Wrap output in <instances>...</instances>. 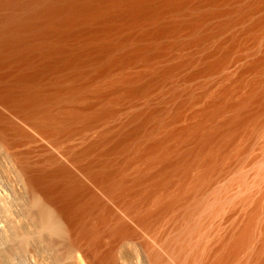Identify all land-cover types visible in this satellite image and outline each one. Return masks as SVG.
Listing matches in <instances>:
<instances>
[{
    "label": "bare ground",
    "instance_id": "6f19581e",
    "mask_svg": "<svg viewBox=\"0 0 264 264\" xmlns=\"http://www.w3.org/2000/svg\"><path fill=\"white\" fill-rule=\"evenodd\" d=\"M0 151V257L264 264V0H0Z\"/></svg>",
    "mask_w": 264,
    "mask_h": 264
},
{
    "label": "rangeland",
    "instance_id": "374dc122",
    "mask_svg": "<svg viewBox=\"0 0 264 264\" xmlns=\"http://www.w3.org/2000/svg\"><path fill=\"white\" fill-rule=\"evenodd\" d=\"M1 150H3V149H1ZM0 152H2V154L0 155V165H1L0 167H1V169H2V168H4V167H2V165H3V166H4V164L6 165V163H7L6 161H8V160H6V159H7L6 156H5L6 154H5L3 151H0ZM39 154H40V153L32 152V153H31V158H32V159H33V158H37ZM1 156H2V159L6 160L5 162H3L4 160L1 159ZM3 156H5L6 159L3 158ZM8 156H9V155H7V157H8ZM8 159H9L8 163L10 164V161H12V160H11L9 157H8ZM59 159L68 165V167L70 168V170H71V172H72L73 174H75L76 176H78L79 179H81L82 181L86 182V183H87V184H88V185H89L94 191L98 192V189L93 185V183H92V182H91V181H90L85 175H83L82 172H81V171H80L75 165L69 163V162L67 161V159L65 158V156L62 155V157L59 158ZM1 161H2V164H1ZM3 163H4V164H3ZM8 163H7V165L9 166ZM11 164H13V163H11ZM11 164H10V166H9L8 168H7V165H6L5 168H4V170H5L6 168H7L6 171H7V170L10 171L11 169H13V168H14V165H13V168L10 169V167H12ZM44 165H45V164H44ZM45 166H46V168H49V165H48V164H46ZM15 168H16V167H15ZM1 169H0V170H1ZM14 170H15V171H14ZM6 171H0V179H1L2 181H3V179H5V182H6L7 179L10 178V176L7 177L6 174L11 175V173H12L13 175L17 176V178H18V174L16 173V174H17V175H16L15 173H13V171H14V172H17L18 169H17V171H16V169H13V171L11 170V172H9V171L6 172ZM8 172H9V173H8ZM4 173H5V174H4ZM3 174H4V175H3ZM5 175H6V178H5ZM15 176H12V175H11V178L9 179V180H11V181L8 180V182H10L12 185H13L12 182H13V180H14V179L12 180V178H14ZM15 178H16V177H15ZM1 180H0V181H1ZM17 180H18V179H17ZM12 185H9V189H8L9 192H8V190H7V192H8V196H9V197H10L11 195L13 196V194H12L13 192H12V191H14V190H13V189L10 190V189H11V188H14V189L16 188L15 190L17 191V194H16V191H15L14 193L16 194L15 197H16L17 199L13 196L14 198L12 199V201L15 200V201H13V203L15 202L14 205H12V204H13L12 201H11V204H10V201H7V203H6L7 206H8V204L10 205L9 207H7V209H8V212H9V211H10V213L12 212V213L10 214L11 217L13 216V213L16 212V211H15L16 209H14L13 207H15V204L17 205V204L22 200V198H23V195H22V194H23V193H22L23 191H22V189L20 188L21 186H19V189H18L17 186L15 187L14 185H13V186H12ZM91 188H90V189H91ZM18 190H21V192L18 191ZM11 192H12V193H11ZM9 193H10L11 195H10ZM19 193H20L21 195H20ZM18 195H19V197H21V198H20L21 200L18 199V198H19V197H17ZM11 198H12V197H11ZM11 198H9V200H11ZM16 200H17V201H16ZM18 200H19V202H18ZM22 201H23V200H22ZM16 202H17V203H16ZM6 204L4 205L5 208H6ZM11 205H12L13 207H12ZM17 206H18V205H17ZM10 207H12L13 209L10 208ZM22 207H23V206H22ZM9 208H10V210H9ZM26 208H27V207H26ZM26 208H23V209H24V211L26 210V213H27V209H26ZM23 209H22V210H23ZM31 209H32V208H31ZM31 209H30V211H33V210H31ZM13 210H14V211H13ZM34 210H35V209H34ZM24 211H22V214H20V213H18V212L16 213L17 215L20 216V220H19V221L22 222L21 224H20L19 221H16V220H18L19 218H18V216H17L16 214H14V217L16 216L17 219L13 221L14 223H13V225L11 226V227H13V230H14L15 227L17 228V225H19L20 227L18 226V229H19V230H17V231H22L23 228H25L23 231H27L26 229H28V227H30V225H31L32 222L34 221L36 215L34 216V214H33L32 216H34V218H32V217H31V213H32V212H31V213L28 212V213H29V216H27V215H28V214H27V215H26L27 217H26V216H25V213L23 214ZM34 212L37 213V210H36V211H33V213H34ZM37 215H38V214H37ZM22 216H24L25 218L22 217ZM49 216H50V215H49ZM49 216H48V217H49ZM14 217H12V218L14 219ZM21 217H22L23 219H21ZM30 218L32 219V222H31V219H30ZM51 218H53L52 215H51ZM37 219H38V221H37ZM53 219H54V218H53ZM53 219H52V221H53V223H54L55 219H54V220H53ZM35 220H36V223H37V222H38V223H41V219L39 218V216H37ZM39 220H40V221H39ZM15 221H16V222H15ZM23 221H24V223H23ZM25 221H26V223H28V222L30 221V225H29V224H28L29 226H27V224L24 225V224H25ZM17 222H19V224H18ZM47 222H48L47 224H48V227H49V226L52 224V222H51V220H49L48 218H47ZM50 222H51V223H50ZM16 223H17V225H16ZM36 223H35V221H34L33 225H31V227H30V228L32 229V235L34 234L33 231H34V230H37V228H38V226H39V224H38V223L36 224ZM55 223H59V222H58V221H55ZM55 223H54V224H55ZM22 224H23V225H22ZM54 224H52L53 227H54V226H57V227H58V225H59V224H56V225H54ZM37 225H38V226H37ZM61 225H62V224H61ZM23 226H24V227H23ZM25 226H26V227H25ZM42 226H43L42 224H41V226H39L40 229H42V234H40V233H41V230H40V229H39L40 233H39L38 231H37V233H39V235H45V236H39V238H38V235H37L36 238H34L35 235H36V234H35L33 237H32V236L29 237V235H31V231H30L31 229H29V231H28V232H29V235H28L27 238L30 239V240L33 239V242H32V241L30 242L31 244L33 243V244H32V247H34V245L36 246V244H37V245L39 244L37 241H39L38 239H41L40 237H42V238L45 237V239H46V241L43 239V241L46 242V244H44L43 246L39 247V246L41 245V244H39L38 246H36V247H38V248H36V247L32 248L33 250L35 249V250H34L35 252H33V251L31 252V250H30L31 248L28 246V244H30V243L27 244V242H29V240H27V238H25V240H27V242H24L23 244H22V240H21V241L18 240V241L21 242V243H17V242H18L17 240H15V241L12 240V242L15 244V247L18 246L19 244H20V245H21V244L24 245V244L26 243V244H25L26 246H25V245H24V246H25V247L28 246V247L30 248V249L28 248L29 251H30L28 255H32V256L34 257V255H35L36 253H39V255L36 254V256H38L39 258L35 256V259L37 258L38 260H41L43 257L45 258L46 256H48V257H46L45 259H43V261H45L46 259H51L50 257L55 255V247H54V249L52 248V247L54 246V245H52V241H51L53 236L51 237L50 234L52 235L53 233H52V232H51V233L48 232V231H51V230H49L50 227H49V228H48V227H44V229L47 228V229H45V230H48L47 233H49V234H46V231L43 230V227H42ZM32 227L34 228V230H33ZM36 227H37V228H36ZM41 227H42V228H41ZM53 227H52V228H53ZM57 227H55V229H56ZM59 227H61V226L59 225ZM35 228H36V229H35ZM50 229H51V228H50ZM55 229H52V231H53V230L56 231ZM59 229L61 230V228H57V230H59ZM60 230L57 232V234H59V235L62 234V233H61L62 230H61V232H60ZM44 231H45V233H44ZM13 232H14V231H13ZM59 232H60V233H59ZM43 233H44V234H43ZM54 233H56V232H54ZM14 234L16 235V233H14ZM55 235H56V234H55ZM55 235H54V236H55ZM31 237H32V239H31ZM37 238H38V239H37ZM53 238H54V237H53ZM60 238H61V237H60ZM34 239L37 240V241L35 242L36 244L34 243ZM41 240H42V239H41ZM41 240H40L39 242H41ZM16 241H17V242H16ZM23 241H24V240H23ZM43 241H42V243H44ZM14 244L11 245V247H10V248L13 247V250H11V251L9 252L10 255H15V254H17L18 252H20V251L18 250L19 248H17L18 252H16V253L14 252V250L17 251L16 248L14 247ZM31 244H30V245H31ZM20 245H19V246H20ZM24 246H23V248H24ZM51 246H52V247H51ZM61 246H62V245H61ZM20 247H22V246H20ZM10 248L8 249V251L10 250ZM14 248H15V249H14ZM23 248H22V249H23ZM42 248H43L44 252H39ZM20 249H21V248H20ZM24 249H25V250H24ZM24 249H23V250H24L23 253L27 250L26 248H24ZM36 249H37V252H36ZM52 249L54 250V254H53V255H52V252H53ZM8 251H7V252H8ZM12 251H13V253H15V254H13ZM46 251H48L49 253L47 252V254H45ZM7 252L4 254V255H5V258H3L2 256L0 257V258H1V259H0V263H1V261H3V259H4V261L2 262V264H9V262H11L12 264H14V263H13V262H14L13 260H15V263H16V261L18 262V259H16L18 256H19L18 258H21V257L24 258L22 255H20V253H19V255H16V256H14V257L11 256V257H12V258H11V257L7 254ZM21 252H22V251H21ZM23 253H22V254H23ZM6 254H7V255H6ZM25 254H27V253L25 252L24 255H25ZM42 255H43V257H42ZM50 255H51V256H50ZM6 256L9 257V258H11V260H10L9 258H7V260H6ZM40 257H41V258H40ZM54 257H55V256H54ZM13 258H14V259H13ZM37 259H36V260H37ZM8 260H10V261H8ZM21 260H23V259H20V262H21ZM53 260H54V263H57V261H55V260H57L56 257H55V258H52L51 261H53ZM5 261H8V262L5 263ZM46 261H47L48 264H52V263H53V262H51L50 260H49V262H48V260H46ZM46 261H45V262H46ZM11 263H10V264H11ZM54 263H53V264H54ZM16 264H17V263H16ZM57 264H58V263H57Z\"/></svg>",
    "mask_w": 264,
    "mask_h": 264
}]
</instances>
